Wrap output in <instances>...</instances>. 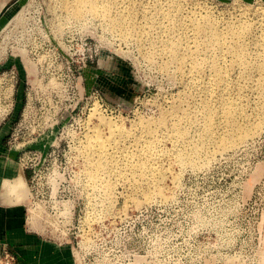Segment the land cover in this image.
I'll list each match as a JSON object with an SVG mask.
<instances>
[{
  "label": "rangeland",
  "instance_id": "obj_1",
  "mask_svg": "<svg viewBox=\"0 0 264 264\" xmlns=\"http://www.w3.org/2000/svg\"><path fill=\"white\" fill-rule=\"evenodd\" d=\"M57 1L0 0L7 5L0 16V83L6 84L9 95L15 85L13 97L0 105V129L11 135L26 103L28 82L38 85L34 117L14 148L34 171L28 201L53 217L65 212L63 207L73 212L78 219L70 231L74 242L80 244L84 237V254L101 252L108 261L118 256L120 264H126L133 250L143 257L139 264H264V92L253 85L264 75L242 81L229 95L243 114L237 123L248 136L219 152L210 147L197 166L182 167L171 157L152 162L157 169L150 170L167 174L161 182L163 195L152 196L151 202L132 204L151 189L145 182L149 168L140 177L126 166L125 153L117 151V168L105 192L93 189V182L87 184L78 152L88 126L96 125L99 116L120 126L128 136L126 145L120 144L133 152L134 133L143 123L156 126L166 120L165 128L172 130L185 111L186 117H193L202 104L174 65L164 67L168 57L153 40L168 36L159 34V23L147 28L142 11L167 9L174 2L186 18L196 12L220 27L250 26L264 39V0H114L128 10L135 6L134 19L149 35L143 42L136 34L112 28L107 20L67 18ZM248 46L252 60V51L264 54V43ZM213 106L221 109L217 103ZM198 118L187 133L195 142L203 125ZM214 121L219 131L221 123ZM179 123L187 124L183 119ZM169 141L163 144L167 152ZM29 210L27 204L25 222Z\"/></svg>",
  "mask_w": 264,
  "mask_h": 264
},
{
  "label": "bare ground",
  "instance_id": "obj_2",
  "mask_svg": "<svg viewBox=\"0 0 264 264\" xmlns=\"http://www.w3.org/2000/svg\"><path fill=\"white\" fill-rule=\"evenodd\" d=\"M113 1L114 0H58L57 4L67 18L78 19L79 22L80 19L97 17L104 21L107 20L109 26L118 29L125 35L131 34V36H133V34H136L139 40L145 37L148 39V32L144 29L145 26H143V24L140 26L134 19V10L132 11V9H134L135 6H130L131 8L128 10V6H119L122 2L118 5L114 4ZM177 3L179 4V2ZM5 4L6 2L0 5V16L6 10L7 5ZM169 4H172L169 8L165 5L167 9L155 7L149 11H142L140 15L148 25L146 26L147 28L153 27L158 23L161 25L164 23L162 27L158 25V29H160L158 32L168 37L166 38L165 36V39L161 35V38H159L160 36H156L158 38L154 39L153 43L155 42L154 45L159 43L161 46L160 50L168 57L166 58V62L164 61V67L167 66L166 68H168V65H174L175 71L185 77L186 85H190V87L195 89L198 93L202 104H199L196 114L193 115V117H186L188 113L185 111L186 115L184 114L182 118L177 119L176 123L173 124L172 130L165 128L166 120H162L156 126L143 123V125L139 127L140 129L138 131L136 129V133H134L133 142L135 149L133 147V152L129 151V145L125 146L126 144L124 141L126 142L128 136L119 129L120 126L98 115V123L96 125L94 124L95 126L93 125L92 128H89L91 125L88 126L90 130L87 131L88 134H84V136H86L83 142L84 145L78 149L82 158L83 175H85L87 184L93 182V189H99L101 187L106 192L110 187V175H112L115 168H117V164L115 163V153L117 151H119L120 154L121 152L125 153L126 166H129L131 170L133 168L135 171L140 172V177L141 174L149 168L150 173L145 176H148V180H144H147L145 182H150L151 189L148 187L149 190L143 193L142 200H133L132 204L135 207L145 204L146 202L148 203L149 201L151 202L152 196L163 195L162 192L164 190L161 182L167 173L166 171L158 170L157 172L154 170V172L150 170V167H155V169H157L152 162L154 163L162 157H168V159L171 157L174 162L182 165V167L184 165H191V167L197 166L200 157L207 154V150L210 147H213V149L217 148V151L218 149L219 151L220 149L224 150L228 147L237 146L239 142L243 141L246 136H248V130H246V128H241L237 123V119L243 114L238 111L229 95L233 88L242 87V81L247 83L250 78L257 74L264 75V54L252 51L255 55V59L252 60L253 56L248 52L249 44L259 47L264 43L263 38L259 35H254L252 27L240 24H229L226 27H220L217 21H213L209 16L195 14L196 12L186 18L181 14L179 6L175 5L174 2H170ZM139 31L140 33L138 34ZM151 40L152 39L149 41L151 42ZM141 42H143V40ZM156 47L157 46H155L153 50ZM187 49L191 50L190 54H186V51H184ZM152 54L155 55V53ZM226 56H230L229 63L225 62ZM232 74L235 78H231ZM205 75L207 79H204ZM253 85L256 86L255 88L259 92H264V79L260 81L258 85H255V83H253ZM37 87L38 85L33 86L28 82L26 103L19 121L16 122L11 133L10 141L12 148L17 147L20 136L34 117L38 102L36 95ZM214 103L219 104L221 109L216 110L213 106ZM261 108L264 110V103ZM94 113H96V111ZM171 114H173V111ZM198 116L201 117L200 120H203V125L201 129L198 130V141L195 142L189 139L187 133L191 124L199 119ZM182 119L187 122L186 125L179 123ZM214 120H218L221 123L218 129L219 131L215 130L216 122ZM257 129L258 127H256V130ZM103 131L106 133L105 136L102 135ZM126 132L127 134L130 133V131ZM131 134L133 135V133H130V136ZM167 140L172 142V147H170L171 151L169 152L166 151L168 150L167 148H163V144L165 141V143H167ZM121 142L125 145H121ZM129 144L131 143L129 142ZM131 146L132 145H130V147ZM131 152L133 155H131ZM213 152L215 151L213 150ZM167 161L168 160H166V162ZM163 165L165 166V164L162 163L161 166L164 167ZM179 167V169H181V166ZM171 173L173 174L174 172L171 171L170 175ZM133 174L134 173H132V176ZM175 174V176L178 177V173L175 172ZM134 175L139 176V174ZM176 177H174V179ZM174 179L173 181H175ZM104 195H106V193ZM108 197L111 196H107V198ZM165 197H163V199H165ZM105 198V196L101 197L103 200ZM41 218V208L33 204L29 210L27 225L31 230L43 234L44 231L41 226ZM60 236L64 237V235ZM80 246L81 248L85 247L84 237H82L80 241ZM74 253L77 263L80 264V251L76 250Z\"/></svg>",
  "mask_w": 264,
  "mask_h": 264
},
{
  "label": "crops",
  "instance_id": "obj_3",
  "mask_svg": "<svg viewBox=\"0 0 264 264\" xmlns=\"http://www.w3.org/2000/svg\"><path fill=\"white\" fill-rule=\"evenodd\" d=\"M4 128L0 129V254L6 245L15 264H75L69 245H59L26 228L31 172L19 165L8 142L10 132Z\"/></svg>",
  "mask_w": 264,
  "mask_h": 264
},
{
  "label": "built area",
  "instance_id": "obj_4",
  "mask_svg": "<svg viewBox=\"0 0 264 264\" xmlns=\"http://www.w3.org/2000/svg\"><path fill=\"white\" fill-rule=\"evenodd\" d=\"M6 84L4 82L0 83V105L6 104L14 95V87L11 94L9 95L6 91ZM7 116V114H6ZM4 119V118H3ZM11 135L9 137V144L11 145ZM18 163L23 169L30 170L31 174L29 177V182L33 179V173L32 167L28 165L25 161H23L22 158H18ZM34 203L29 202L28 206H32ZM36 205V204H35ZM66 205H61L62 207ZM65 212H62L60 215L53 217L49 213H47L45 210L41 209L42 212V219H41V226L44 233L42 235H46L47 238L55 241L59 245L67 244L70 247L74 263L78 264L75 258V251L79 250L81 255V263L80 264H120V259L117 256L112 261L106 260V257L101 252L95 253V252H87L84 254V249L87 247L81 248L80 244L78 242H74L73 239H75V236H71L72 233L70 232L72 228H74L73 224L78 221V219H75L74 213L67 211L65 207ZM27 211V208H26ZM26 228L34 233H37L39 235L40 232L31 230L26 221ZM64 235V237L60 236ZM79 248V249H78ZM132 253L128 254V262L126 264H139L142 262L143 257L133 254L134 251L131 250ZM0 264H15V257L14 255L9 251L8 247L6 245L2 246L1 254H0Z\"/></svg>",
  "mask_w": 264,
  "mask_h": 264
}]
</instances>
